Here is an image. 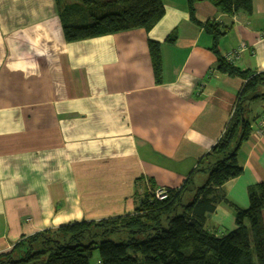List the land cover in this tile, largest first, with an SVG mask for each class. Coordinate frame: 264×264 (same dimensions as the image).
Segmentation results:
<instances>
[{"label":"crops","instance_id":"crops-1","mask_svg":"<svg viewBox=\"0 0 264 264\" xmlns=\"http://www.w3.org/2000/svg\"><path fill=\"white\" fill-rule=\"evenodd\" d=\"M191 1L163 0L150 29L69 42L56 0H0V254L45 229L134 213L152 179L179 188L212 150L245 83L218 69L217 51L245 43L235 65L264 72V0L236 14ZM208 22L224 32L217 50ZM150 40L161 43L160 80ZM263 94L264 81L242 100L251 128L238 150L243 171L223 187L242 208L264 182ZM192 178L202 186L208 171ZM209 219L221 234L236 228L223 202Z\"/></svg>","mask_w":264,"mask_h":264},{"label":"trees","instance_id":"trees-1","mask_svg":"<svg viewBox=\"0 0 264 264\" xmlns=\"http://www.w3.org/2000/svg\"><path fill=\"white\" fill-rule=\"evenodd\" d=\"M210 1L229 14L253 9L252 0ZM56 2L69 42L134 28L150 29L165 14L163 0ZM205 28L213 34L217 50L223 30L215 22L206 23ZM166 42H176V36H168ZM149 46L160 80L161 43L150 40ZM217 53L218 69L243 78L245 83L224 134L193 171H208L202 186H192L191 173L179 188H166V197L158 199L151 193L155 185L152 179L151 191L134 213L71 222L25 236L10 252L0 254V264H92L97 250L96 264H264V182L249 188L246 208L229 200L223 188L243 171L238 150L251 128L241 113L242 100L259 89L264 72L244 71ZM222 202L233 211L236 228L221 234L208 224L216 204ZM112 232L122 233V240L108 238Z\"/></svg>","mask_w":264,"mask_h":264},{"label":"built area","instance_id":"built-area-1","mask_svg":"<svg viewBox=\"0 0 264 264\" xmlns=\"http://www.w3.org/2000/svg\"><path fill=\"white\" fill-rule=\"evenodd\" d=\"M259 40L264 42V31L261 32ZM245 48H246V44L245 43H241L238 48H235L233 50H230V51L226 52V54L224 55L225 59L227 61H229V62H236L240 58L241 53L245 50ZM257 133H259L261 136L264 135V114L258 120ZM161 189H162V193H166L167 192L166 188H161ZM164 189H165L166 192L164 191ZM165 197L166 196H160L159 193H157V198L164 199Z\"/></svg>","mask_w":264,"mask_h":264},{"label":"rangeland","instance_id":"rangeland-1","mask_svg":"<svg viewBox=\"0 0 264 264\" xmlns=\"http://www.w3.org/2000/svg\"><path fill=\"white\" fill-rule=\"evenodd\" d=\"M249 121V120H248ZM226 129V128H225ZM225 131V130H224ZM257 131V130H256ZM196 169V168H195ZM194 169V170H195ZM192 180H193V178H192ZM195 184H194V182H192V186L193 187H195L194 186ZM164 188V187H163ZM164 191H165V189H164ZM148 192H150L149 191V189H147V191H146V193H148ZM166 192V191H165ZM145 193V194H146ZM151 193H153V194H155L154 196L157 198V193H159V195L160 196H166V194H167V192L166 193H162V189L161 188H153V190H152V192ZM161 198V197H160ZM163 198V197H162ZM159 199V198H158ZM208 226H210L211 228H217L218 229V231H219V233H221L222 231L224 232L225 230V228H220L218 225H216V224H214L211 220H209V224H208ZM226 227V226H225ZM213 228V229H214ZM108 238H110V239H112V240H114V241H121L122 240V233H116V232H112V233H110L109 234V236H108ZM37 248H39V247H37ZM98 259H99V252H98V250L97 251H95V253H94V256H93V258H92V260H91V263L92 264H96L97 263V261H98Z\"/></svg>","mask_w":264,"mask_h":264},{"label":"bare ground","instance_id":"bare-ground-1","mask_svg":"<svg viewBox=\"0 0 264 264\" xmlns=\"http://www.w3.org/2000/svg\"><path fill=\"white\" fill-rule=\"evenodd\" d=\"M225 54H226V53H225ZM225 54H224V55H225ZM224 55H223V57L225 58ZM231 63L235 64V62H231ZM260 117H261V116H260ZM260 117H259V118H260ZM259 118L257 119V127H258V120H259Z\"/></svg>","mask_w":264,"mask_h":264}]
</instances>
